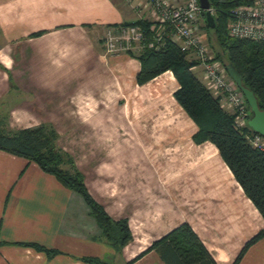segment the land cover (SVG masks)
<instances>
[{
  "label": "crops",
  "instance_id": "crops-1",
  "mask_svg": "<svg viewBox=\"0 0 264 264\" xmlns=\"http://www.w3.org/2000/svg\"><path fill=\"white\" fill-rule=\"evenodd\" d=\"M140 19L157 21L147 0H0V121L54 126L92 196L132 233L115 247L80 193L0 149V264H168L149 248L183 222L231 264L264 228L217 146L194 140L198 126L174 95L176 113L196 125L189 134L164 97L151 98L149 84L173 72L139 84L129 51L141 42L107 53L106 31ZM239 264H264V237Z\"/></svg>",
  "mask_w": 264,
  "mask_h": 264
},
{
  "label": "trees",
  "instance_id": "trees-1",
  "mask_svg": "<svg viewBox=\"0 0 264 264\" xmlns=\"http://www.w3.org/2000/svg\"><path fill=\"white\" fill-rule=\"evenodd\" d=\"M209 1L215 26L208 24L206 10L202 15L207 30L214 33L219 47L214 59L223 64L229 76L230 67L237 71L242 84L255 93L260 108L264 110V40L230 35L228 24L233 17V9L243 0ZM154 23L140 19L124 24L138 25L144 32L139 51H129L141 62L137 82L144 84L168 70L173 72L179 83L173 95L198 126L194 140L197 143L210 141L217 146L235 178L264 217V149L253 146L249 138L258 133L249 124L244 127L236 125V115L221 105L220 98L194 72L193 68L199 64V60L190 58L189 51L182 50L172 35L165 33L161 42L149 46L155 39ZM248 110L251 117L249 104ZM58 138L59 133L52 125L8 129L0 121V149L37 163L45 172L55 175L64 186L80 193L109 241L115 247L125 246L132 239L128 220H115L92 196L83 173L73 157L58 145ZM262 237L264 228L245 243L231 264H239L247 249ZM24 244L55 252L35 243ZM149 249H156L168 264H218L188 222L181 223L154 241ZM84 260L103 264L93 258Z\"/></svg>",
  "mask_w": 264,
  "mask_h": 264
},
{
  "label": "built area",
  "instance_id": "built-area-1",
  "mask_svg": "<svg viewBox=\"0 0 264 264\" xmlns=\"http://www.w3.org/2000/svg\"><path fill=\"white\" fill-rule=\"evenodd\" d=\"M152 6L157 21L152 26L156 31L154 41L161 42L166 30L182 50L193 51L203 69L205 84L218 95L221 105L236 115V125L248 124V104L246 97L235 80L231 78L223 64L208 54V47L197 33L203 8L199 0H147ZM212 13V8H210ZM162 25L163 28H158ZM231 36L256 41L264 40V0H243L233 9V17L228 24ZM144 32L138 25H123L117 30L109 28L104 36L107 53L128 51L134 42H141ZM197 65V66H198ZM253 146L264 149V136L255 134L249 137Z\"/></svg>",
  "mask_w": 264,
  "mask_h": 264
},
{
  "label": "rangeland",
  "instance_id": "rangeland-1",
  "mask_svg": "<svg viewBox=\"0 0 264 264\" xmlns=\"http://www.w3.org/2000/svg\"><path fill=\"white\" fill-rule=\"evenodd\" d=\"M197 34L200 37H202V39L204 40V43L207 45L208 54L211 57H214L215 51L218 50L219 47L217 45L216 37H215L214 33L212 31L207 30L205 17L203 15L201 16V19H200V25H199V30H198ZM213 45H215V48ZM137 49L138 48L134 49L133 51L138 52L139 50H137ZM120 52H126V51H120ZM117 53H119V52H117ZM188 56L190 58L197 59V56L193 51L189 52ZM195 71H196L195 73L197 75H199L200 78L202 79L203 69L201 68V66L197 67L195 69ZM149 85H150V90H152V91L154 90V92H152L153 94L150 95L151 98H154L156 101L157 97H160V98L164 97V102H167L169 104V109H170L169 118H171L173 120L174 119L173 115L176 114L177 115L176 117H178L180 119L182 131L184 133L189 134L192 131V129L194 127H196V125L191 120H189L188 115H184L181 111L179 112V114L176 113L175 108L178 107V104L173 97V92L177 89V87L179 85L176 77H174V75H172L171 73H165V74L157 77L156 79H154L152 81V83H150ZM158 92H160V94ZM161 92H162V94H161ZM212 93L215 96H218L216 93H214V92H212ZM249 114H250V110H249ZM250 118L251 117L249 115L248 120ZM173 132H171V133H173Z\"/></svg>",
  "mask_w": 264,
  "mask_h": 264
},
{
  "label": "water",
  "instance_id": "water-1",
  "mask_svg": "<svg viewBox=\"0 0 264 264\" xmlns=\"http://www.w3.org/2000/svg\"><path fill=\"white\" fill-rule=\"evenodd\" d=\"M201 7L206 10L208 24L212 27L215 26L214 18L210 11L211 4L209 0H199ZM230 76L235 80L239 88L243 91L248 104L252 110V116L248 121L249 126L258 134L264 136V110L260 108L255 93L248 87L242 84V81L237 73V71L230 67L229 68Z\"/></svg>",
  "mask_w": 264,
  "mask_h": 264
}]
</instances>
